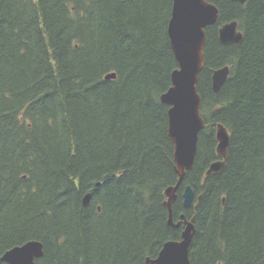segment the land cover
I'll return each instance as SVG.
<instances>
[{"label":"trees","instance_id":"obj_1","mask_svg":"<svg viewBox=\"0 0 264 264\" xmlns=\"http://www.w3.org/2000/svg\"><path fill=\"white\" fill-rule=\"evenodd\" d=\"M207 1L219 20L206 29L197 85L205 127L174 222L196 218L191 264H264V0ZM172 8L0 0V256L39 241L34 264H146L181 240L185 225H169L165 206L179 179L161 101L178 69ZM232 21L243 39L224 45L218 29ZM224 66L229 77L214 92L212 74ZM218 123L230 134L226 167L206 176L222 160Z\"/></svg>","mask_w":264,"mask_h":264},{"label":"water","instance_id":"obj_2","mask_svg":"<svg viewBox=\"0 0 264 264\" xmlns=\"http://www.w3.org/2000/svg\"><path fill=\"white\" fill-rule=\"evenodd\" d=\"M244 4L247 0H232ZM218 8L207 0H173L171 19L168 26L171 48L178 62V69L171 75L172 86L161 96V101L169 106L168 132L174 143V161L177 167L178 182L166 190L168 223L174 229L185 225L181 240L168 241L164 244L156 259L146 260V264H191L189 250L196 228V218L187 220L183 215L176 223L173 217V205L178 199L186 173L193 169L199 135L205 127L201 114L202 98L198 92L199 75L205 63V48L207 44L206 29L217 24ZM218 36L224 45H237L243 36L236 21L225 23L218 29ZM230 67L224 66L214 70L212 88L218 92L226 83ZM115 73L108 74L105 79H116ZM217 154L222 160L210 164L206 176L221 173L226 167V158L230 143V134L226 127L218 123L216 127ZM183 204L190 208L196 199L195 191L187 186L183 192ZM90 194L83 200L84 206L90 202ZM200 200V197L198 198ZM44 256L43 244L39 241H29L15 246L0 256L7 264H34ZM222 264V263H218Z\"/></svg>","mask_w":264,"mask_h":264},{"label":"flooded vegetation","instance_id":"obj_3","mask_svg":"<svg viewBox=\"0 0 264 264\" xmlns=\"http://www.w3.org/2000/svg\"><path fill=\"white\" fill-rule=\"evenodd\" d=\"M182 226V225H181ZM185 226L183 227L182 231L184 230Z\"/></svg>","mask_w":264,"mask_h":264}]
</instances>
